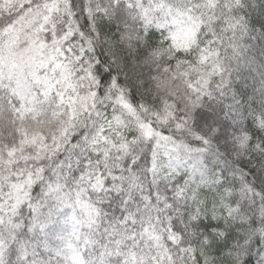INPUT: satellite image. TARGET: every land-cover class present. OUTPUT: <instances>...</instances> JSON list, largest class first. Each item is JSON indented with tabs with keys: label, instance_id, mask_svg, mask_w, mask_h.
Segmentation results:
<instances>
[{
	"label": "snow or ice",
	"instance_id": "snow-or-ice-1",
	"mask_svg": "<svg viewBox=\"0 0 264 264\" xmlns=\"http://www.w3.org/2000/svg\"><path fill=\"white\" fill-rule=\"evenodd\" d=\"M0 264H264V0H0Z\"/></svg>",
	"mask_w": 264,
	"mask_h": 264
}]
</instances>
